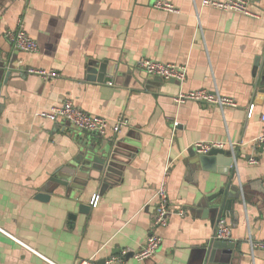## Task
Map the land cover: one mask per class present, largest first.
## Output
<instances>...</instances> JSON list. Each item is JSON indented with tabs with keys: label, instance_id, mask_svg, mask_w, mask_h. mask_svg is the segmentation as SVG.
Returning <instances> with one entry per match:
<instances>
[{
	"label": "crops",
	"instance_id": "0c3cea01",
	"mask_svg": "<svg viewBox=\"0 0 264 264\" xmlns=\"http://www.w3.org/2000/svg\"><path fill=\"white\" fill-rule=\"evenodd\" d=\"M155 1L0 0V264L101 262L138 249L152 232L163 180L173 213L156 231L162 244L153 256L129 255L123 264H264V247L252 252L249 244L264 243V0H250L253 15L202 0H165L178 10L168 12ZM19 24L36 41L35 52L7 39ZM142 58L185 66L186 77L148 75L137 66ZM99 65L103 81L90 80L88 70ZM28 66L59 75L27 74ZM197 89L236 106L175 101ZM66 100L127 125L100 136L40 116ZM199 141L232 148L235 169L202 165L192 150ZM117 143L124 148L108 178L96 165L85 167L80 186L53 180L87 146L101 147L104 157ZM220 190L234 201V217L221 219L234 226L231 240L221 242L229 247H217L208 262L219 221L203 209ZM40 192L49 198L37 199ZM180 208L184 216L175 213Z\"/></svg>",
	"mask_w": 264,
	"mask_h": 264
},
{
	"label": "built area",
	"instance_id": "2783aa9c",
	"mask_svg": "<svg viewBox=\"0 0 264 264\" xmlns=\"http://www.w3.org/2000/svg\"><path fill=\"white\" fill-rule=\"evenodd\" d=\"M250 0H202V5L211 6L213 8L222 11H235L246 15H253L249 8ZM153 6L157 9L177 12L175 6L165 0H156ZM7 39L10 44L19 51L32 53L38 48L37 43L33 40L24 30L21 24L12 31L7 32ZM137 66L143 70L146 74L151 76L160 77L165 80L183 81L186 77L185 66L178 65L171 62H162L152 60L149 58H142L137 62ZM27 74H33L42 78H55L59 74L53 70H46L41 68H34L28 66L24 69ZM175 101L179 103L187 101H195L204 104L215 105L221 110L227 106L235 107L236 103L232 98L220 95L217 91H210L206 89L191 90L184 93H179L175 97ZM252 106H250L249 113H251ZM41 117L48 118L52 121L61 120L70 124L76 130L91 134L104 136L107 129L111 128L113 136L117 135L123 126H126V121L119 117L112 124L103 117L91 115L76 105L70 100L64 101L60 106L52 108L48 111L40 113ZM264 120V116H261ZM261 138H264V133L261 134ZM226 146L223 142L216 141H199L192 145V150L197 154H207L214 148H224ZM231 151L232 148L230 149ZM232 169H235V160L232 163ZM156 206L152 219V232L146 238L145 242L136 250L130 251L123 249L117 255H112L104 258L101 262L95 258H89L78 261L76 264H123L127 256H131L137 260H143L153 256L160 248L162 244L161 237L156 233L160 228H165L170 220L171 214L169 198L165 181L163 180L155 190ZM98 196L96 195L92 201V206H96ZM175 213L180 216H184L185 211L178 209ZM234 224L228 222L225 219H220L216 224V228L213 234V238L219 241H230L232 238V229ZM250 249L253 252L254 248L264 247L262 242H253L249 239Z\"/></svg>",
	"mask_w": 264,
	"mask_h": 264
},
{
	"label": "water",
	"instance_id": "95a60500",
	"mask_svg": "<svg viewBox=\"0 0 264 264\" xmlns=\"http://www.w3.org/2000/svg\"><path fill=\"white\" fill-rule=\"evenodd\" d=\"M256 65H259L258 59L255 62ZM104 66L99 65L98 67L92 66L89 70L90 80H97L102 82L104 79ZM124 146H121L120 143L115 144V147L110 148L109 153L103 157V154L100 156L101 147L97 146H87L76 159L75 166H71L65 169V176L63 178H54L53 180L56 183L64 184L70 188L80 186L81 180L79 177H83L82 172L85 171V167L96 168L99 170L100 175L108 178L109 173L112 172V169L117 166L120 160L116 157L119 154H122V149ZM124 154V153H123ZM236 159V152L231 150H224L221 148H214L210 150L207 154H199L198 160L202 165H205L208 162L218 163L222 167V172L225 174L228 171L232 170V163ZM211 166H213L211 164ZM72 190V189H71ZM36 198L39 200L46 201L49 198V195L44 192L36 194ZM233 199L227 198V191L220 190L218 194L208 198V205L204 207L203 212L208 214L210 212L214 213V223L218 222L222 217H234L231 212V207ZM86 204H79V211L86 212L88 210ZM219 242V243H217ZM219 240L212 239L210 244L206 249V260L212 262L214 254L217 247H229V244ZM225 243V244H224ZM224 253V251H222ZM226 253V251H225Z\"/></svg>",
	"mask_w": 264,
	"mask_h": 264
}]
</instances>
